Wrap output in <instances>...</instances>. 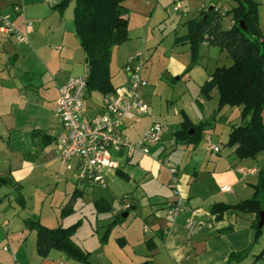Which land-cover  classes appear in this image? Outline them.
<instances>
[{"label":"crops","instance_id":"crops-1","mask_svg":"<svg viewBox=\"0 0 264 264\" xmlns=\"http://www.w3.org/2000/svg\"><path fill=\"white\" fill-rule=\"evenodd\" d=\"M61 1L0 0V12L10 17L13 27L17 30H23L25 22L31 23L29 28H24L29 38L27 43H17L13 38L0 32V128L3 129V131L0 130V178L10 180V183L3 182V186L0 187V264H81L67 260L57 251H51L44 259L38 257L35 249L32 251V247L26 243L30 232L25 227L24 220L27 218L22 214L24 208L21 209L20 201H17V204L11 198L15 187H21L22 190L23 182H26L39 169L38 164H44V170L49 167L54 180H58V176L61 177L60 172L63 166L60 165L54 153V138L61 131L54 117L57 88L71 77L86 75L84 54L73 32V2L71 1L60 15L53 7ZM15 5H21V7L23 5L22 12L14 13ZM122 5L127 11L128 40L111 50L112 54L121 46L125 48L120 65L115 66L113 55H111L110 82L114 89L122 86L126 81L122 69L124 63L130 55L142 52V76L148 85L141 90V94L149 107L146 115L128 122L127 133L131 138L136 139L155 122L165 125L166 132L160 144L152 149L149 155L145 156L136 152L129 161H121L126 165L133 163V175L128 171L130 167L125 171L120 170L119 167L117 169L125 175H130L132 183L142 186L139 191L136 189L131 196L126 197V201L130 204V211H137L133 222L129 224L125 220L127 216L112 230V232L116 231V236H112L111 233L107 242L98 246L101 252V264H139L146 259H150L152 264H225L230 253L241 252L251 243L250 225L255 215L230 210L225 212L220 220H216L210 214L209 208L215 203L233 205L251 198L259 170L264 166V155L260 153L253 159L241 160L235 156L234 148L225 146L231 127L241 123V108L229 106L217 108L215 91L211 93L210 100L204 99L198 93L195 98H192L195 105L188 103L182 107L184 111L181 110L182 114L185 112L190 117L189 122L192 125L207 123L200 142L193 144L187 140L176 139L175 134L181 130V116L178 120V129L168 136L169 125L161 120L163 116L150 115L152 89L149 87V74L145 69L152 55L148 48L151 47L148 46L150 41L148 32L153 23L152 16L154 17L157 12L156 4H153L151 0H126ZM180 12L184 15L183 10ZM231 23L230 21L229 26ZM260 30L264 36V28L260 26ZM142 33H146L144 41L140 38ZM180 33L179 38L186 35L187 29H183ZM201 46L206 48V52H210L209 48L212 47L206 43ZM215 49L218 52L217 64L212 69L204 68L205 71H201V80L194 79L193 70L185 73L189 64L187 65L186 61L179 62L174 54L166 58L169 75L176 76V80L181 77L187 84L194 82L196 89H199L215 68L228 67L232 64L225 52ZM26 61H30V65H27ZM220 63L223 65L220 66ZM80 67L82 71L78 70ZM80 72L82 75L79 74ZM29 87H32V93L39 95L34 102L27 98ZM51 89L54 90L55 98L50 101L49 106L41 94L48 95L47 92ZM41 90L43 92H40ZM95 93H87L83 115L91 112L96 115L101 112L102 95L98 94L94 102H89L90 96ZM186 93H189L188 89ZM30 107H39L41 112L39 116H36L37 118L33 117L34 122L28 123L24 113ZM48 113L55 123L54 127L42 116ZM261 120L264 124V111L261 113ZM217 127L220 135L214 133ZM206 137H209L219 148L217 153L206 149L204 142ZM24 143H29V146ZM159 159H166L175 165L178 177L175 189L170 183L167 169L159 163ZM116 171H108L106 179L113 176ZM66 172L63 171L64 195H71L69 191L73 193L76 190V193L71 196L73 199V196L77 197V195L83 197L86 187L91 188L88 189L90 191L100 189L85 183L81 185L78 181L73 183L75 180L73 173L68 175ZM9 185L10 187H7ZM78 187H82L81 190ZM222 187H228L229 191H221ZM107 188L108 186L100 190L106 191ZM98 195L91 200L92 204L97 199L108 203L103 197L98 198ZM175 195L185 200L186 211L174 217L167 205L174 201ZM66 199L65 197L60 200L58 205L61 207ZM77 201L79 200H73L72 210L75 213L76 208L81 213L83 209ZM70 202L71 200L68 201L69 205ZM122 213L124 212L119 214L115 210H111L109 214L96 212L93 217L98 224H101L104 231L106 225L116 215ZM81 217H85L84 214ZM41 219L39 217L38 221L47 228L68 227L66 219L59 220L54 214L53 217L46 215L47 222ZM187 220L191 221L189 228L186 226ZM80 221L83 224V219ZM228 228L230 230L225 231ZM90 235L93 237L95 234ZM119 239L123 241L122 246L118 244ZM147 242L153 245L151 250L147 248ZM77 245L82 250L89 251L87 247ZM263 246L264 227L257 243L239 264H245L248 258H252L250 264H259L258 260L264 264V255L255 260V255L259 254Z\"/></svg>","mask_w":264,"mask_h":264},{"label":"trees","instance_id":"trees-1","mask_svg":"<svg viewBox=\"0 0 264 264\" xmlns=\"http://www.w3.org/2000/svg\"><path fill=\"white\" fill-rule=\"evenodd\" d=\"M72 7V25L75 37L86 61L87 92H97L105 96L112 94L114 88L110 82L111 50L128 40L127 11L123 7L126 0H62L53 9L60 15L70 2ZM236 5L230 10L222 11L216 5L199 10L196 18L186 23V35L178 38L188 44L190 62L197 64L199 46L203 43L225 52L232 64L228 67H217L209 78L200 86V94L210 100L211 93L217 94V108L223 106L240 107L239 125L231 127L226 147L234 148L238 159H253L258 154H264V124L261 113L264 111V36L261 33L257 19V3L254 0H233ZM211 7V8H210ZM230 17L231 26L224 30L221 21ZM178 39L175 40L178 41ZM190 66L185 73H187ZM206 122L192 125L186 117L181 122V130L175 134L179 141L197 144ZM192 129V133L188 131ZM115 174L127 180L121 171ZM0 178V187L3 185ZM76 190L73 192V195ZM80 194V192H79ZM74 197V196H73ZM126 197L120 199L122 202ZM21 202V200H19ZM22 204V202H21ZM67 203L61 211V217L71 212ZM95 211L99 214L108 213L110 206L102 199L93 202ZM254 214L251 223L252 240L249 246L238 253H230L225 264H239L252 250L261 236L264 224L258 228L259 213L264 211V166L259 170L257 183L253 186L251 198L236 204L215 203L209 208L216 220H220L227 211ZM120 215L108 223L99 240L107 242L113 228L122 222ZM28 231L35 232V251L41 259L46 258L51 251L63 254L67 260L81 264L89 263V253L82 250L72 241V236L80 225L75 224L56 228H47L39 221L24 220ZM230 228L225 231H229ZM122 239L118 244L123 245ZM151 250L153 245L146 243ZM264 255V246L255 260ZM139 264H152L150 259Z\"/></svg>","mask_w":264,"mask_h":264},{"label":"rangeland","instance_id":"rangeland-1","mask_svg":"<svg viewBox=\"0 0 264 264\" xmlns=\"http://www.w3.org/2000/svg\"><path fill=\"white\" fill-rule=\"evenodd\" d=\"M21 1L25 2V0H21ZM151 1L153 2V4H156L157 12L154 14V17L152 16L153 23L150 25V30L148 32L150 37L148 46H151L148 48L151 50L152 55L151 58L147 61L145 68L146 72H148L149 74V79H148L149 87L152 89L150 115L161 114L163 116L161 120H164L169 125V132H168V136H169L172 134V132L178 129L179 126L178 120L180 116L182 120L184 117H186L188 121L191 120L190 117L185 114V112L183 114L181 113L182 111H184L182 107L186 106L188 103L190 104L193 103L192 98H195V95L200 93V89H196V84L194 82L187 84V82L181 77L180 79L176 80L177 78L176 76H170L169 72L167 71V59H166L167 56H169L170 54L172 55L174 54L175 58L179 62L186 61V64L187 65L189 64L187 68L192 66L190 62L188 44L187 43H186L187 45L183 44V42L179 41L178 39L179 35L181 34L180 31H182L183 29H187L186 23L196 17L198 11L200 10L201 5H202L201 9H204L208 6L216 5L217 7L221 8L222 11H226L233 8L236 5V3L233 0H151ZM254 1L257 3L258 23L260 24L261 27L264 28V0H254ZM176 6H179L180 11L183 10L184 15H182L180 11L175 12L173 10V8ZM180 16H184V17L182 18ZM230 21H231L230 17H225L222 19L221 25L224 30L230 28L229 26ZM20 31L24 32L25 30L23 28V30L21 29ZM145 34L146 33H142V35H140L142 41L145 40L146 37ZM176 39H178V41L175 42ZM124 49H125L124 46H121L120 48L112 52L111 55H113V62L115 63V66H118L120 65V63H122L124 58ZM205 49L206 48H203L201 45L199 46L198 62L197 64H194L190 69L193 70V76L196 81L201 80L200 79L201 71L202 72L205 71L204 68L212 69L217 64V58H218L217 50L213 46L209 48L210 52H206ZM200 53L203 55H201ZM221 59L223 58L221 57ZM26 63L27 65L28 64L30 65V61L29 62L26 61ZM220 64H221L220 66L223 65L222 63ZM199 67H201V69ZM78 70L82 71L81 67L78 68ZM79 74L82 75V72H80ZM49 87L52 88L51 85H49ZM29 88L30 91L27 93V98L31 99L34 102L35 99H38L39 95L37 93H32L31 91L32 87ZM187 89L189 93H186ZM52 90L53 89L48 90L47 92L48 95L41 94L42 96L45 97V99L49 103V106H50V101H52V99L55 98L54 90L53 91ZM40 92L43 91L41 90ZM95 96H98L97 92L95 94H92V96H90L89 98L90 103H92V101L94 102V99L97 98ZM86 97H88V95H86ZM193 104L195 105V101ZM178 110L180 111L178 112ZM176 111L179 113V115ZM39 112H41L39 111V107L28 108L24 113L26 122L28 123L29 121L34 122L32 121L34 119L33 117L37 118L36 116H39ZM186 112L188 115H190L188 111ZM49 113L48 115L42 114V116L47 120L48 124L51 122V126L54 127L55 123L51 119V115H49ZM93 115L95 114H93L92 112L85 114V116L87 117ZM218 127L215 128L214 133L220 135L221 133ZM0 130L3 131L2 128H0ZM202 134L203 131L201 135ZM200 141H201V137L199 142ZM24 144L29 146V143H24ZM119 165H120L119 169L122 171H125V169L130 167L128 171L130 172V174L133 175V163L132 165L131 164L126 165L124 162H121ZM38 166H40L39 169L36 170V172H34L33 175L26 180V182H23L22 190L21 187H15V192L11 195V198L17 204H18L17 201L21 200L22 205L20 207L21 209L24 208L22 214L27 219L38 221L39 217H41L42 221L47 222L46 215H48L49 217L51 216L53 217L54 214V216H57V219L59 220L66 219L65 222H67V226H71L83 219V224L80 221V225L75 230L71 239L75 244H80L88 248L89 250L88 252L90 253L89 254L90 264H101L100 261L101 252L98 248V246L101 245V243L98 241L100 240L103 234V227L100 226L101 224H98L95 221V218L93 217V215H96L95 214L96 211L94 210L91 200L99 194L98 198L103 197L106 201H108V204L110 206V211L115 210L120 214L121 212H123L121 208L120 199L123 197L131 196V194L136 189L137 191H139V188L142 185L140 186L134 182L132 183L130 181V177H129L130 175L126 174L127 176V180H126L114 174L110 178L106 179L108 186L106 191L100 189H95L94 191H90L88 189L91 188L86 187L83 197L77 195V197H73L72 199L71 196L73 193L71 190L69 191L71 192V195L69 194L64 195L63 192L64 190L62 188L63 186L62 184L65 181V178H63L64 177L63 171L66 172L64 168H63L64 170L61 169L60 172L61 177L58 176V180H54V175L50 174L49 167H47L48 168L47 170H44V164L43 165L38 164L37 167ZM66 173L69 175L71 172L68 171ZM70 181L71 180H69V182ZM75 181L76 180H74L73 183L77 182ZM81 185H84V183H81ZM14 186H16V184H14ZM68 186L69 185H67V187ZM7 187H10V185ZM78 188L81 190L82 187H78ZM12 190L14 191V189ZM65 197L67 199L65 200L64 204L60 207L58 203L60 202V200L64 199ZM70 200L71 202L70 205H68V207H70L71 212L66 213L61 217L62 209L66 207L65 205ZM73 200L74 201L79 200L77 202L79 206H82L83 212L79 213L76 208H75V213L73 212L71 206ZM41 206H42V210H40ZM135 212L137 211H130L128 217L125 219L128 221L129 224L133 222L134 215L136 214ZM82 214H84L85 217H81ZM97 224L98 226H96ZM29 232H30V236L27 238L26 243L28 244L29 247H32V251H34L35 232L34 231H29ZM91 233L95 235L91 237L90 235ZM110 234L112 236H116V231L113 232L111 231ZM248 259L249 260L245 264H250L252 262V258H248ZM258 261L259 262L257 263L261 264V261L260 260Z\"/></svg>","mask_w":264,"mask_h":264},{"label":"built area","instance_id":"built-area-1","mask_svg":"<svg viewBox=\"0 0 264 264\" xmlns=\"http://www.w3.org/2000/svg\"><path fill=\"white\" fill-rule=\"evenodd\" d=\"M179 9V6L174 7L175 12ZM13 11L20 13L22 7L15 5ZM30 26L31 23H24L25 29ZM0 32L17 43L28 42L26 30H17L10 17L1 12ZM122 69L126 77L125 83L114 89L112 94L102 96L101 112L90 117L83 115L88 93L86 76L71 77L57 88L54 117L61 131L54 138V153L63 168L73 173L76 181L100 189L107 187L108 171H116L121 161H129L136 152L149 155L160 144L166 132L165 125L155 122L136 139L129 136L128 122L146 115L149 110L141 94V90L148 85L142 76L143 53L130 55ZM204 142L208 151H219L209 137ZM159 160L167 169L170 183L175 189L178 182L175 165L166 159ZM220 190L226 192L229 188L222 187ZM167 207L174 217L186 211L185 200L179 195H175L174 201ZM121 208L123 212H129L130 204L123 200ZM186 226L191 227V221L187 220Z\"/></svg>","mask_w":264,"mask_h":264},{"label":"water","instance_id":"water-1","mask_svg":"<svg viewBox=\"0 0 264 264\" xmlns=\"http://www.w3.org/2000/svg\"><path fill=\"white\" fill-rule=\"evenodd\" d=\"M211 8V7H210ZM192 133V130H190L189 132H188V134H191ZM2 182H7V183H10V180L9 179H4ZM128 216V212H124V213H122L121 215H120V217L122 218V219H125L126 217ZM259 219H258V228L259 227H261L263 224H264V211H261L260 213H259Z\"/></svg>","mask_w":264,"mask_h":264}]
</instances>
